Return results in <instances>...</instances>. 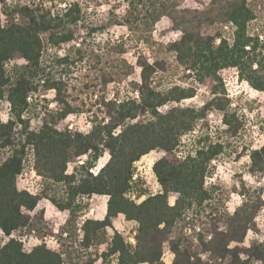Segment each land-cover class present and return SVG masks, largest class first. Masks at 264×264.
Listing matches in <instances>:
<instances>
[{"label":"trees","instance_id":"16d2710c","mask_svg":"<svg viewBox=\"0 0 264 264\" xmlns=\"http://www.w3.org/2000/svg\"><path fill=\"white\" fill-rule=\"evenodd\" d=\"M9 1L0 0L9 17L5 24L0 20V104L8 105L7 121L0 118V154H8L0 163V232L7 238L0 246V264H63L62 254L45 244L25 251L10 236L29 232L41 221L42 213L36 220L31 216L41 199L68 212L62 233L72 235L93 196L107 199L106 212L103 219L87 218L80 226L75 264L99 259L100 264H165V245L171 264H264V236L242 245L248 232L264 234V185H242V202L232 213L217 188L205 185L214 162L234 152L233 142L244 129L230 108L219 72L235 68L254 90L264 91V46L248 33L254 13L246 1L211 0L208 6L189 8L181 6L182 0H111L123 7L121 14L110 12L113 24L133 34L130 43L108 41L96 56L92 69L98 74L85 88L94 97L99 85L100 95L88 105L71 99L69 67L83 57L78 42L103 28L91 26L81 35L77 2L53 9L43 0ZM162 18L179 34L165 44L152 37ZM69 43H78L73 46L77 60L66 54L55 56L54 70L42 66L45 46ZM138 43L146 46L151 60L136 50ZM129 49L134 64L124 58ZM136 69L138 79L131 80ZM198 85L211 96L200 108L172 105L161 111L193 98ZM48 91L54 92L55 108L37 110L35 96ZM212 111L221 113L222 130H209L206 117ZM84 112L90 123L87 133L57 129L68 115ZM188 135L193 136L185 145ZM154 150L164 154L152 165L160 190L151 194L133 177L135 163ZM105 153L108 161L93 172ZM247 156L246 172L263 176L264 144ZM30 159L41 182L38 194L17 187ZM170 194L177 195L172 205ZM261 214L260 230L256 219ZM119 215L135 224L134 244L113 230ZM104 244L106 250L98 254Z\"/></svg>","mask_w":264,"mask_h":264},{"label":"rangeland","instance_id":"374dc122","mask_svg":"<svg viewBox=\"0 0 264 264\" xmlns=\"http://www.w3.org/2000/svg\"><path fill=\"white\" fill-rule=\"evenodd\" d=\"M16 0L9 1L15 2ZM22 2L24 0H21ZM47 6L55 9L59 4L61 7L64 4L77 2L82 8V20L78 25L80 34L83 35L87 28L102 27L101 31L93 34V38L86 37L83 42L80 40L79 48L83 52V57L79 61H75L73 65H70L68 74V81L70 82L73 90L70 92L71 99L76 100L74 104L83 102L86 105L90 104V99L93 101L100 95L98 93L99 85H97L96 95L91 97V92L86 90L85 85L94 84V76L98 74V71L93 70L92 66L96 64V56L100 55L101 49L106 47L107 42H121L127 40L126 43H130L131 36L127 28L113 24L114 18L111 11L114 14H121L123 7H118L113 4L111 0H43ZM211 0H182V7L200 8L208 6ZM247 6L253 11L254 19L248 24V33L251 37H258L260 46H264V0H245ZM15 20L18 17L14 16ZM9 17L5 15L0 5V20L3 24L8 21ZM178 32L170 31L168 28V22L166 18H162L154 27L152 37L157 43H168L178 38ZM134 36V35H133ZM78 43L63 44L58 48H50L49 45L45 46L41 58V64L47 70H54L55 68V56L62 57L66 54H70L73 60H77V56H74L73 46L77 47ZM137 51L144 53L150 60L151 55L145 45L138 43ZM264 48V47H263ZM158 51V50H157ZM105 54V50L103 52ZM264 55V49L260 54V58ZM124 58L134 64L135 54L133 50L129 49ZM96 65L95 67H98ZM138 69L135 70V74H132L129 78L131 80L138 79ZM226 98L230 101V108L232 112L239 117L244 123V129L242 135L238 138L237 142H233L235 146L234 152L230 155H224L214 162L213 175L205 180L207 187H215L216 194L225 201V207L228 212L232 213L242 202V196L239 191L241 186L245 188L254 189L259 185H264V175L261 177H252L246 172V166L249 162L247 153L250 149L258 148L264 144V91L254 90L246 81L242 80L235 68H228L219 72ZM175 82L174 80H169ZM186 85V84H185ZM196 95L191 98L182 101L180 104H169L161 109L165 111L167 107L172 105H179L181 107H195L200 108L207 100L210 99L209 91L205 86L198 85ZM111 87H109L110 90ZM108 91V90H107ZM37 110H43L45 105L48 109L55 108L56 104L53 102L54 92H40L36 96ZM91 101V102H92ZM221 113L218 111L210 112L207 117V125L209 130L217 131L222 130L224 126L221 124ZM0 118L3 122L8 119V105L6 103L0 104ZM38 122L31 121V126L36 127ZM202 123L198 124L197 128L201 127ZM57 129H68L71 131H79L87 133L90 128L89 117L87 113L71 114L64 120L57 124ZM197 132H193L196 134ZM193 135L183 137V144L187 145ZM185 147L184 150H187ZM182 152V151H181ZM164 153L161 150H154L149 154L143 156L138 162L135 163L136 178L142 180V186L148 193L155 194L159 192L160 187L156 182L155 176L152 173L153 163L159 159ZM8 154H0V163L7 157ZM83 159V158H82ZM108 161V154L105 153L97 162L96 167L93 168V172H96L101 166ZM72 170V166L69 165L67 172ZM135 178V179H136ZM40 178L32 172V160L30 159L22 173L17 177V187L19 190H26L32 194H38L40 191ZM176 194H170L169 203L172 205L176 199ZM139 199L138 201H141ZM107 199L102 196H93L87 202L89 204L88 209L79 213L76 221V231H73L72 235L62 233L67 228L68 212L58 211L47 200L41 199L35 210L31 213L33 220L42 213L41 221H39L35 228L31 231H24L23 233H14V238L21 241L23 249L25 251L31 250L34 246L39 244H45L47 248L59 252L64 258L63 264H75L76 255L79 251L78 241L81 235L80 226L87 218L101 220L106 212ZM262 214L257 217L256 221L261 230L262 226ZM113 230L121 234L123 239L131 244H134L133 236L135 234V224L133 222L125 220L122 215H119L112 221ZM112 230L108 229V235H111ZM264 234L261 230L260 233L254 234L248 232L242 245L248 246L253 240H261ZM6 242V237L0 232V246ZM106 250V244L101 245L97 252L101 254ZM163 260L165 264H171L172 256L170 255L165 245L163 249ZM68 254V255H67ZM101 260H97L95 264H100Z\"/></svg>","mask_w":264,"mask_h":264},{"label":"built area","instance_id":"2783aa9c","mask_svg":"<svg viewBox=\"0 0 264 264\" xmlns=\"http://www.w3.org/2000/svg\"><path fill=\"white\" fill-rule=\"evenodd\" d=\"M32 172L34 173L33 170H32ZM136 177H137V175L135 174L134 177H133V179H135ZM10 237L14 238L13 234H12ZM6 240H7V238H6ZM19 241H20V242H21V241L24 242V240H19Z\"/></svg>","mask_w":264,"mask_h":264}]
</instances>
